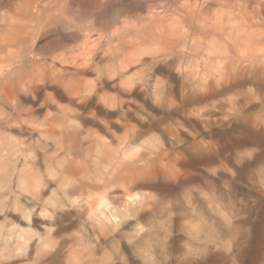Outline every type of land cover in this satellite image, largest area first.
<instances>
[{"label":"clouds","instance_id":"9594fccd","mask_svg":"<svg viewBox=\"0 0 264 264\" xmlns=\"http://www.w3.org/2000/svg\"><path fill=\"white\" fill-rule=\"evenodd\" d=\"M0 264H264V0H0Z\"/></svg>","mask_w":264,"mask_h":264}]
</instances>
